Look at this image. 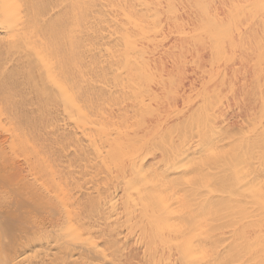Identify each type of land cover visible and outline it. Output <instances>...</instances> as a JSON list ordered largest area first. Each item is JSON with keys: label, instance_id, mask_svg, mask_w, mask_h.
Here are the masks:
<instances>
[{"label": "bare ground", "instance_id": "obj_1", "mask_svg": "<svg viewBox=\"0 0 264 264\" xmlns=\"http://www.w3.org/2000/svg\"><path fill=\"white\" fill-rule=\"evenodd\" d=\"M0 264H264V0H0Z\"/></svg>", "mask_w": 264, "mask_h": 264}]
</instances>
